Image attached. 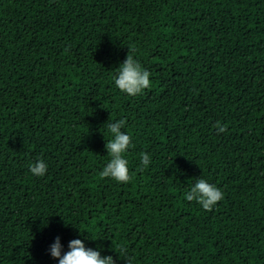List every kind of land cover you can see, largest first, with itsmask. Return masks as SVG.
<instances>
[{
  "label": "trees",
  "instance_id": "16d2710c",
  "mask_svg": "<svg viewBox=\"0 0 264 264\" xmlns=\"http://www.w3.org/2000/svg\"><path fill=\"white\" fill-rule=\"evenodd\" d=\"M130 49L152 82L135 97L114 83ZM120 119L128 183L99 175ZM200 178L211 211L185 199ZM57 237L116 264L121 244L133 264H264V0H0V264H59Z\"/></svg>",
  "mask_w": 264,
  "mask_h": 264
},
{
  "label": "clouds",
  "instance_id": "9594fccd",
  "mask_svg": "<svg viewBox=\"0 0 264 264\" xmlns=\"http://www.w3.org/2000/svg\"><path fill=\"white\" fill-rule=\"evenodd\" d=\"M135 49H130L127 59L116 69L114 77L115 86L129 96H137L151 88V73L143 68L141 63L135 58ZM127 124V120L106 123L108 133L112 139L106 142V151L110 160L99 173L101 178H111L118 183H128L131 181L133 173L129 169V161L126 153L130 148H134L132 137L122 131ZM215 127L219 133L227 132V125L222 126L217 122ZM141 167L137 171H143L151 163V157L147 153H141ZM30 172L37 177H42L47 173L48 164L43 158H38L29 165ZM224 198L220 188L200 178L185 193V199L189 202H196L204 210L211 211L213 207ZM115 251L121 260L127 264H133L132 258L127 255L125 245H118ZM49 253L52 258L58 260L59 264H116L112 256L102 257L100 251L86 247L81 239H74L69 242V250L64 252L63 245L59 237L50 246Z\"/></svg>",
  "mask_w": 264,
  "mask_h": 264
}]
</instances>
